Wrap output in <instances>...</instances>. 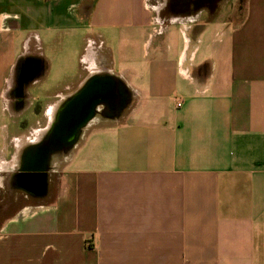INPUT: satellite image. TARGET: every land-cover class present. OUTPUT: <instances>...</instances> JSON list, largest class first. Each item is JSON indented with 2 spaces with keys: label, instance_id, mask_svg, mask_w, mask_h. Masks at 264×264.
Segmentation results:
<instances>
[{
  "label": "crops",
  "instance_id": "1",
  "mask_svg": "<svg viewBox=\"0 0 264 264\" xmlns=\"http://www.w3.org/2000/svg\"><path fill=\"white\" fill-rule=\"evenodd\" d=\"M93 77L130 103L39 190ZM0 264H264V0H0Z\"/></svg>",
  "mask_w": 264,
  "mask_h": 264
},
{
  "label": "water",
  "instance_id": "2",
  "mask_svg": "<svg viewBox=\"0 0 264 264\" xmlns=\"http://www.w3.org/2000/svg\"><path fill=\"white\" fill-rule=\"evenodd\" d=\"M125 87L116 78H91L67 97L45 139L34 147L25 172L37 189H44L53 158L69 153L83 130L97 117L119 119L130 103Z\"/></svg>",
  "mask_w": 264,
  "mask_h": 264
},
{
  "label": "rangeland",
  "instance_id": "3",
  "mask_svg": "<svg viewBox=\"0 0 264 264\" xmlns=\"http://www.w3.org/2000/svg\"><path fill=\"white\" fill-rule=\"evenodd\" d=\"M212 0H204V2H211ZM240 6H238L239 8ZM232 8V6H231ZM72 54L70 55V59H71ZM66 58H69V55L66 54ZM69 67H71V63H68ZM68 67V66H67ZM67 73V71H66ZM37 98V104L34 106L33 110L35 111V109H38V105L42 106V104L44 103V98L45 97H36Z\"/></svg>",
  "mask_w": 264,
  "mask_h": 264
},
{
  "label": "built area",
  "instance_id": "4",
  "mask_svg": "<svg viewBox=\"0 0 264 264\" xmlns=\"http://www.w3.org/2000/svg\"><path fill=\"white\" fill-rule=\"evenodd\" d=\"M177 106H178V107H181V106H182L181 102H178V103H177Z\"/></svg>",
  "mask_w": 264,
  "mask_h": 264
}]
</instances>
